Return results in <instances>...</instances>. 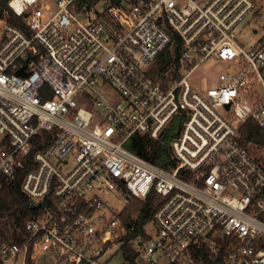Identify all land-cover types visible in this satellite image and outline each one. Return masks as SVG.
Instances as JSON below:
<instances>
[{
    "label": "built area",
    "instance_id": "built-area-1",
    "mask_svg": "<svg viewBox=\"0 0 264 264\" xmlns=\"http://www.w3.org/2000/svg\"><path fill=\"white\" fill-rule=\"evenodd\" d=\"M6 1L25 28L0 19V187L41 149L21 185L37 214L19 242L0 234V264H111L127 228L103 193L125 208L160 198L155 236L122 264H206L223 250L221 264H264V163L241 143L247 122L264 130V27L243 40L244 22L264 18L258 0H58L46 22L42 0ZM178 43V78L157 81V57ZM209 63L206 89L193 88ZM178 115L173 165L126 148Z\"/></svg>",
    "mask_w": 264,
    "mask_h": 264
},
{
    "label": "trees",
    "instance_id": "trees-1",
    "mask_svg": "<svg viewBox=\"0 0 264 264\" xmlns=\"http://www.w3.org/2000/svg\"><path fill=\"white\" fill-rule=\"evenodd\" d=\"M88 1L91 3L93 0ZM111 1L114 3L119 2V0ZM5 18H7L9 23L15 24L22 29L25 28L22 19L17 18L8 7V2L1 0L0 19ZM177 41L179 42V40ZM179 53V43L173 51L170 48L163 51L157 57L152 77L160 82H163L170 74H172L173 78H178L175 66H177ZM184 120L185 117L178 115L158 139L138 135L126 144V148L157 166L168 168L174 164L170 144L182 129ZM241 135V143L243 145L246 146L251 142L264 147V130L259 128L255 122H247L241 128ZM39 149H41L39 146L33 148L32 154L26 162V168L17 171L15 180L12 182L3 181L0 187V234L13 239L15 242H19L22 239L25 222L37 214L35 209H31L30 200L22 192L21 185L25 174L32 168L33 154ZM159 206L160 198L157 194L151 193L145 200L134 199L122 212L121 219L127 228V235L123 238L124 244L122 247L126 258H135L133 245L139 238L145 239L148 237L147 226L152 223L154 214ZM225 254L223 250L218 261H209L206 264H221ZM195 256L196 258L205 256L204 250L196 252Z\"/></svg>",
    "mask_w": 264,
    "mask_h": 264
},
{
    "label": "rangeland",
    "instance_id": "rangeland-1",
    "mask_svg": "<svg viewBox=\"0 0 264 264\" xmlns=\"http://www.w3.org/2000/svg\"><path fill=\"white\" fill-rule=\"evenodd\" d=\"M57 1L58 0H42V6L43 7L47 6L49 8V11L46 12L45 22L49 20L57 11ZM257 4L260 14L264 17V0H258ZM78 18L80 20H83V16L78 15ZM252 18L253 17L251 16L244 22L243 40L245 45H248L251 39L256 40L258 38V36L253 33L254 29L261 30L262 27H264V18L259 19L257 21L253 20ZM209 66L210 63L205 64L191 75L189 82L193 88L197 90L206 89V83H205L206 81L204 79H201V76L203 75V72L206 69H208ZM216 66H217V72H223L229 69L228 65L216 64ZM103 92L104 94H106V96L109 99H111L112 102H118L121 100V95L111 85H107L103 90ZM250 149L253 156H255L258 160L264 163V147L257 144H253L250 146ZM102 197L105 201L109 203L111 207H113L119 213H122L124 211L125 204L115 195L111 193L108 194L103 193ZM147 229L150 235L155 236L156 227L153 223L149 224L147 226ZM116 250L119 251L118 255L112 260L111 264H122L124 257L121 246H119ZM35 259H36V264H55V259L52 256L39 254L35 257Z\"/></svg>",
    "mask_w": 264,
    "mask_h": 264
},
{
    "label": "water",
    "instance_id": "water-1",
    "mask_svg": "<svg viewBox=\"0 0 264 264\" xmlns=\"http://www.w3.org/2000/svg\"><path fill=\"white\" fill-rule=\"evenodd\" d=\"M21 74H22V71H21ZM31 209H33V210L36 209V205L35 204H32L31 205Z\"/></svg>",
    "mask_w": 264,
    "mask_h": 264
}]
</instances>
